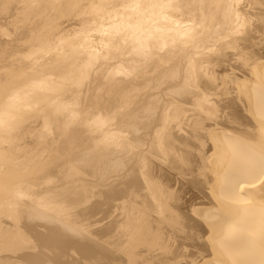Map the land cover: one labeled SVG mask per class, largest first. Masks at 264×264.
Here are the masks:
<instances>
[{"label":"bare ground","instance_id":"6f19581e","mask_svg":"<svg viewBox=\"0 0 264 264\" xmlns=\"http://www.w3.org/2000/svg\"><path fill=\"white\" fill-rule=\"evenodd\" d=\"M31 2L0 0V264H264V0Z\"/></svg>","mask_w":264,"mask_h":264},{"label":"rangeland","instance_id":"374dc122","mask_svg":"<svg viewBox=\"0 0 264 264\" xmlns=\"http://www.w3.org/2000/svg\"><path fill=\"white\" fill-rule=\"evenodd\" d=\"M21 3L26 4V9L23 12L20 18L25 21L26 24H34L37 19L31 13L33 7H35L36 3H32L31 0L23 1L20 0ZM18 15V14H17ZM16 19L13 20L12 18H3L0 17V42L2 39L5 41L4 43H0V79L4 82L12 79V70L23 71V61L21 59V55L23 52L19 51L18 46L14 41V37L18 34L19 30H16L15 27L13 28V24L15 23ZM45 26L43 28L34 27L29 28V31H26L27 36H35V38L40 39L45 36H52L55 35L58 31L61 33L68 30V26H61L59 25L58 29L56 25L49 24L47 21L44 20ZM28 30V29H27ZM56 37V36H55ZM6 45V46H4ZM18 58L20 61H18ZM6 76V78L4 77Z\"/></svg>","mask_w":264,"mask_h":264}]
</instances>
